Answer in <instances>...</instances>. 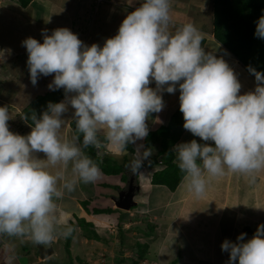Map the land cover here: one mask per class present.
Returning a JSON list of instances; mask_svg holds the SVG:
<instances>
[{
  "label": "clouds",
  "instance_id": "9594fccd",
  "mask_svg": "<svg viewBox=\"0 0 264 264\" xmlns=\"http://www.w3.org/2000/svg\"><path fill=\"white\" fill-rule=\"evenodd\" d=\"M255 23L256 38L264 39V15ZM41 35L43 43L32 37L22 42L31 83L54 74L48 88L63 89L65 99L49 102L39 117L24 116L31 121L26 122L31 128L27 135L9 130V109L0 107V234H27L37 244L52 243L64 224L55 200L63 190L73 191L77 179L87 184L101 175L85 149L99 152L104 143L126 149L146 138L149 115L165 106L161 93L175 94L177 85L183 127L205 142L193 139L173 148L184 173L181 183L194 198L204 197L209 181L226 172L251 176L264 169V73L250 67L256 87L241 95L234 70L201 46L202 33L194 24L173 30L169 0H143L102 47L84 44L68 28L51 35L45 29ZM69 107L76 135L62 141L59 133ZM150 154L145 150L144 158ZM69 164L73 178L65 179L63 169ZM141 164L142 159L134 158L131 171L136 173ZM56 165L62 170H47ZM72 231L67 227L62 234ZM246 236L224 240L227 264H264V224L252 238Z\"/></svg>",
  "mask_w": 264,
  "mask_h": 264
},
{
  "label": "crops",
  "instance_id": "0c3cea01",
  "mask_svg": "<svg viewBox=\"0 0 264 264\" xmlns=\"http://www.w3.org/2000/svg\"><path fill=\"white\" fill-rule=\"evenodd\" d=\"M45 1H47V3ZM50 1L51 0H31L27 7H23L18 0H0V15L5 17L0 16V24L2 23V28L10 26L12 23L18 25L19 21L26 22V15H29L28 18L32 26H35L36 22L41 26H43L46 22L47 24H55L57 22L55 17H62L72 21L76 20L73 18L71 19L64 14L61 15L59 13H53L49 5L51 3ZM63 1L66 2L69 0ZM97 2L100 4L105 3L102 16L105 15L108 17L107 20H111L114 16L117 17L120 15L125 19L127 14L135 10V8H137L143 0L139 5H136L133 0H128L129 4L118 0H102V2L97 0ZM11 3L15 6H10ZM39 3L46 5V12L44 11L45 13L43 14L42 24L37 20L40 14L38 12H36V14L33 13L34 4L39 5ZM87 5L88 1H85L83 5L84 7L82 6V8L84 9ZM169 5L171 26L173 30L175 27L187 23L194 24L202 33V39H205V46L203 48L206 51L214 53L217 58L222 57L234 70V73L241 84L240 94L243 95L249 91H253L256 87L255 76L248 72L243 64H241L226 48L218 43L213 36V22H210V20L208 21L209 18L206 14L210 10V12L212 11L211 13L213 17L212 3L211 8L208 7L209 9L204 6L205 3L195 5L196 10L193 9V12L196 13L194 16L195 18L191 16L192 3H186V1L182 2L180 0H169ZM83 9H80V15L77 16L82 17V19H84ZM82 19H77L79 20L78 23H81ZM81 27L82 26H80V28L76 27L75 33L78 35V38L83 39L84 44L87 45L89 41H86V38L88 37V40L90 41H92L93 38L92 36H88L89 34H86L84 37L83 33L85 31L83 32ZM42 30L40 32H35L34 34L40 37L43 41V36L41 35ZM47 30L48 34L51 35L52 30ZM16 34H19L18 45L16 44V48H20L21 53H27V50H23L24 47L22 48L21 46L22 42L25 40L24 35H27L22 34L21 30H18V33ZM0 45L8 49H11L12 47L11 45H8L7 42L3 43L0 41ZM19 53L20 51L18 54ZM42 77L46 80H42L41 82V85H44V91L40 95H45L46 93L53 91L49 90L48 85L54 79V74L48 77ZM149 86L153 89L156 87L154 82H152ZM161 94L163 96L165 106L161 112L149 115L146 121L149 132L156 131L160 127L168 125L173 114L180 107V92L178 85L177 92L175 94H169L166 91ZM71 110L72 109L70 108V111ZM10 111L11 110H9V113ZM20 111L21 110L18 109V112ZM66 119L59 135L60 139L71 140L74 136L73 130L70 127L72 117L70 119ZM193 139H196L198 143H205L199 137L191 136L190 132L186 130L182 133L177 144L190 142ZM130 146L134 150V153H130L122 149L120 146L104 143L103 147L105 154L113 161L123 165L122 175L107 176L101 172V175L95 182L87 184L77 179V183L73 191L69 192L67 190H63V195L59 199L55 200L57 205L56 215L62 217L63 220L65 217L72 216L74 223L77 222V218H83L87 222H92L99 239L101 238L100 234L102 233H100V228L103 229L102 226H105L106 223L111 220L114 224L115 230L118 232V239L120 242H124V240L120 237V231L133 228L131 218H133L136 213H146L147 210H152L153 212L159 211L160 217H166L170 224H172L175 228L178 227L179 229V232H176L177 235H175V237L172 238L167 236V238L164 239V247L162 248L167 247V243L170 238L173 242L179 241L181 238V242H183V244L185 243L188 248V251L185 255H183L184 257L182 256V260L179 264H227L230 257L228 253L223 252L221 249V245L225 240L224 235L221 234L223 232L222 225L228 215L234 218L230 237L228 238V240H231L232 242H236L237 237L242 233H247L246 240L252 238L250 232H256L258 226L264 224V216L259 214L261 213L260 210L264 209V169L253 173L251 176L241 173L226 172L223 176L212 178L208 183L204 197L197 199L186 190L182 183L175 191H171L165 186L153 184L152 180L154 173L165 168L162 163L154 166H141L136 173H133L130 168L132 160L134 158L142 159L143 164L147 159H145L143 155L145 151V138L143 140H138L135 144H130ZM157 154L158 145L153 147L150 156H156ZM35 155L40 159H45L43 153H35ZM47 170L55 174L57 171L62 170V166H49ZM63 171L65 173V179L73 178L71 174V164H69L67 169H63ZM130 180L135 184V186L139 187V191L136 195H141L140 201L142 205L138 210L134 209L129 212L122 211L118 213L116 211L117 208L114 203V199L117 197L118 192L125 188L127 181ZM60 183H62V181L58 183V187ZM252 185H255L256 189L254 191L257 192L258 196L255 195L252 198L246 196V203L250 204V207L252 208L251 210H255V212H245L239 205L245 203L242 199L243 194L245 190L247 191L250 189ZM233 193H238V197L234 198H238L237 200H240L241 203L237 204V202L232 201ZM97 208H111L115 210V212L112 214H94V210ZM160 211H162V213ZM61 227H63V225L58 228V232ZM77 237V242L80 247H82L80 250L84 251L85 255L88 254L87 252H90L88 244L91 241H95V243L99 242L98 240H90L85 236L78 235L76 230L75 237L72 240L69 249L71 258L74 257V246L77 243ZM56 239H58V237H56ZM56 239L53 241V244L56 243ZM141 240L144 239H139V242H141ZM74 241L76 243H74ZM31 243L34 244V247H29ZM162 243L163 242H161V244ZM157 244L160 246V243L154 244L153 242H147L144 244L147 246L144 247L145 257L142 258V260L145 261L146 257H153V245ZM17 245H20L21 247H18ZM37 245L39 244L31 240V237L27 234L11 237L6 234H0V264H49V260H51V257L55 253L54 247H47L44 245L46 248L52 247L53 254L46 259H41L39 249H36ZM74 259L76 261L78 260L76 257ZM127 263L128 262L121 260V264ZM134 264H136V262H134Z\"/></svg>",
  "mask_w": 264,
  "mask_h": 264
},
{
  "label": "rangeland",
  "instance_id": "374dc122",
  "mask_svg": "<svg viewBox=\"0 0 264 264\" xmlns=\"http://www.w3.org/2000/svg\"><path fill=\"white\" fill-rule=\"evenodd\" d=\"M38 1V0H36ZM85 1H88V5L85 6L83 9L82 6L84 5ZM102 1V0H101ZM120 2H125L127 4L128 0H118ZM142 0H133L136 5H139ZM182 2L186 1V3H192V15L195 16L196 13L193 12V9L196 10L195 5H200L201 3L206 6V8H211L212 0H180ZM47 3V1H45ZM50 8L53 13H59L64 14L71 19H76L75 21L64 19L62 17H55L57 22L55 24H47L44 23L43 26L39 25L37 22L35 26H32L30 24L29 18L26 15V22L19 21L18 25L15 23H12L10 26H5L2 28V23L0 24V41L3 43H6L8 45H11V49L5 48L3 46L2 49L5 52L10 53L9 58L7 57V60H0V107H7L10 111L11 119L8 121L9 124V130L18 133L20 135H27L30 133L31 128L26 123L25 119H23V116L20 112H22L23 108L27 107L31 101L39 96L43 91V86L41 85L43 77L41 76L38 79V82L36 85H33L31 83L30 79V73L29 69L27 67V60H28V53H21L20 48H16V44L18 45L19 40V34L18 30H21L22 34L24 35V39H27L29 37L37 39L40 43H43V41L35 35V32H40L42 29H50L55 30L57 28H68L71 31L76 34V27L82 29V32L84 37L86 34H89L88 36H92L93 40H88V37L86 38V41H89L87 43L88 46H91L92 44H99L101 47L103 46L104 42L108 38H112L115 35L118 34L119 27L123 21V16H114L113 19L107 20V16L103 15V8L105 7L104 4H100L97 2V0H69L64 2L63 0H51ZM185 6V4L183 3ZM10 6H15L13 3L10 4ZM40 7V8H39ZM84 7V6H83ZM203 7V6H202ZM17 8V7H16ZM46 5L39 3L34 4L33 10L36 14L38 12L40 15L38 17V21L42 24L43 14L46 12ZM133 8V7H132ZM205 8V7H203ZM83 9L84 12V19L79 16L81 10ZM209 9V8H208ZM18 10V8H17ZM133 10V9H132ZM45 11V12H44ZM196 12V11H195ZM212 12V11H211ZM209 12L206 13L207 17L209 18L208 21L213 22L212 13ZM1 16V15H0ZM3 16V15H2ZM1 16V17H2ZM4 17V16H3ZM77 17V18H75ZM5 18V17H4ZM195 18V17H194ZM82 19L81 23H78L79 20ZM7 39V40H6ZM82 42L83 39L79 38ZM9 42V43H8ZM84 43V42H83ZM22 46V45H21ZM23 48V46H22ZM23 50H26L24 47ZM20 53L18 54V52ZM45 82V81H44ZM18 109L21 111L18 112ZM74 110L72 109L67 113L64 114V119H70L72 117ZM66 119V120H67ZM191 136H193L192 133H190ZM63 141V139L61 138ZM255 185H252L250 189L247 191L245 190L243 194V200L245 201L244 204L239 205L242 210L245 212H251L252 208L250 207V204L246 203L247 197H254L257 195V192H255ZM236 195V196H234ZM141 195L138 194L135 197V201L138 203V206L134 209H139L141 207ZM238 193H233V202H237V204L241 203L240 200H237ZM240 199V197H239ZM235 204V205H237ZM239 208V209H240ZM133 209V210H134ZM121 212L120 210H118ZM118 212V213H119ZM162 213V211H160ZM252 212H255L252 211ZM261 213L264 216V209L260 210ZM142 214V215H140ZM78 216V214L76 213ZM132 219L133 228L126 229L120 231V237L124 242H120L118 239V232L114 228L113 222L110 220L108 223H106L105 226H102L103 229L100 228V236L101 238L98 240V243H95V241H89L88 247L90 248V252H87L88 254L85 255L84 251H81L80 245L77 242L74 241V257L71 258L70 254L67 253L65 248V237L66 235L62 234L67 227H71L73 229V226L70 224L73 222L72 216L65 217L63 227L59 230L58 239H56V243L53 244H39L36 246V249L38 250L39 246H53L54 247V255L51 257V260H49V264H121V260H124L128 262L127 264H179L182 260V256L185 255V253L188 251V248L186 247L185 243L181 242V238L179 241H172L170 240L167 243V247H164V239L169 237H175L177 233L179 232L178 227H174L172 224L169 223V220H167L166 217H160L159 211H152L147 210L146 213H136L135 216ZM233 217H230L229 215L225 218L224 223L222 225L223 232L221 235H224L225 239H228L230 237L231 229H232V222ZM136 224H135V223ZM77 230L78 235L83 234V230L81 228H75ZM76 232V231H75ZM177 232V233H176ZM148 235V237H147ZM168 237V238H169ZM139 239L141 240L140 244H145L147 242H153L160 243V246L153 245V257L149 258L146 257V260H142L139 257V248H137L136 244H138ZM32 240V239H31ZM58 240V241H57ZM92 240V239H90ZM161 242H163L161 244ZM8 244V243H7ZM18 247H21L20 245H17ZM34 247V244L31 243L29 247ZM151 248V247H150ZM160 248V249H159ZM143 251V250H142ZM160 251V252H158ZM84 254V255H82ZM77 258L76 261L74 258ZM184 257V256H183ZM134 261V262H133ZM24 263V262H23Z\"/></svg>",
  "mask_w": 264,
  "mask_h": 264
},
{
  "label": "trees",
  "instance_id": "16d2710c",
  "mask_svg": "<svg viewBox=\"0 0 264 264\" xmlns=\"http://www.w3.org/2000/svg\"><path fill=\"white\" fill-rule=\"evenodd\" d=\"M18 1L23 7H27L31 2V0ZM212 7L213 34L216 41L223 45L241 64H243L248 72H250L249 68L251 67L257 72L264 73V39H259L255 36V22L264 15V0H212ZM201 46H205V39H202ZM64 99L65 93L63 89L48 92L45 95H39L22 110L21 114L23 117H30L35 113L37 117H39L42 112L46 110L49 102L59 103ZM26 122L29 125L31 124L30 120ZM184 123L183 114L180 112L179 107L173 114L168 125L162 126L156 131L149 132L148 136L145 138V150L150 149L152 151L153 147L158 145V154L156 156L149 155L141 166H154L162 163L165 168L154 173L152 182L154 185L165 186L171 191H175L178 188L184 176V173H182L177 166L175 153L173 151L182 133L186 131L183 127ZM70 127L74 135H76L74 120L70 122ZM80 139L82 141V134H80ZM124 150L134 153L130 144ZM85 152L97 163L104 175H122L123 165L118 164L106 155L103 145L100 147L99 152L97 148L91 146L85 149ZM118 210L119 209H116L117 212H119ZM113 212H115V210L111 208H97L94 210V214H112ZM71 225L73 226V231L70 235H66L65 240V248L68 253L72 240L76 234V227L84 229L83 234L87 239L99 240V236L92 222H87L83 218H77V222L71 223ZM250 233L253 236L255 232ZM136 246L139 248L140 259L144 258V247L147 245H142L138 242Z\"/></svg>",
  "mask_w": 264,
  "mask_h": 264
},
{
  "label": "water",
  "instance_id": "95a60500",
  "mask_svg": "<svg viewBox=\"0 0 264 264\" xmlns=\"http://www.w3.org/2000/svg\"><path fill=\"white\" fill-rule=\"evenodd\" d=\"M138 191L139 187L134 186L132 181H128L126 189L120 191L118 198L114 200L116 207L124 211H130L132 208L136 207L137 203L134 197ZM39 254L42 259H46L53 254V248L39 246Z\"/></svg>",
  "mask_w": 264,
  "mask_h": 264
},
{
  "label": "built area",
  "instance_id": "2783aa9c",
  "mask_svg": "<svg viewBox=\"0 0 264 264\" xmlns=\"http://www.w3.org/2000/svg\"><path fill=\"white\" fill-rule=\"evenodd\" d=\"M6 59L7 60V57H6V52L2 49V47L0 46V60H4Z\"/></svg>",
  "mask_w": 264,
  "mask_h": 264
},
{
  "label": "flooded vegetation",
  "instance_id": "af4514ba",
  "mask_svg": "<svg viewBox=\"0 0 264 264\" xmlns=\"http://www.w3.org/2000/svg\"><path fill=\"white\" fill-rule=\"evenodd\" d=\"M130 187V186H129ZM133 187V186H132Z\"/></svg>",
  "mask_w": 264,
  "mask_h": 264
}]
</instances>
